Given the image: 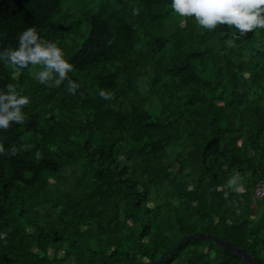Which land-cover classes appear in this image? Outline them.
I'll return each instance as SVG.
<instances>
[{
    "label": "trees",
    "instance_id": "obj_1",
    "mask_svg": "<svg viewBox=\"0 0 264 264\" xmlns=\"http://www.w3.org/2000/svg\"><path fill=\"white\" fill-rule=\"evenodd\" d=\"M171 3L0 0V51L35 26L81 85L0 61V88L30 98L0 130V264L151 262L196 232L264 264V29L208 30ZM160 264L246 263L193 239Z\"/></svg>",
    "mask_w": 264,
    "mask_h": 264
},
{
    "label": "clouds",
    "instance_id": "obj_2",
    "mask_svg": "<svg viewBox=\"0 0 264 264\" xmlns=\"http://www.w3.org/2000/svg\"><path fill=\"white\" fill-rule=\"evenodd\" d=\"M171 7L182 17H194L198 25L208 30L226 24L235 27L243 36L256 29H264V0H172ZM0 61L18 68L39 66L38 71L32 72L39 83L58 87L67 80V89L72 94L81 87L69 76L74 65L69 62L65 50L57 42L42 38L35 26L20 33L18 47L0 51ZM99 95L105 99L112 98V93L103 89ZM29 104L30 98L15 84L8 83L6 90L0 88V130L23 124L27 118L24 109ZM9 150L15 154L16 148L11 146ZM4 151L5 147L0 142V152ZM242 179L236 172L227 185L236 192H243Z\"/></svg>",
    "mask_w": 264,
    "mask_h": 264
},
{
    "label": "water",
    "instance_id": "obj_3",
    "mask_svg": "<svg viewBox=\"0 0 264 264\" xmlns=\"http://www.w3.org/2000/svg\"><path fill=\"white\" fill-rule=\"evenodd\" d=\"M193 239H204L209 240L219 246L221 249L225 250L226 252L232 254L235 257L240 258L246 264H262L258 261L255 257L251 256L250 254L246 253L244 250L236 247L231 242L217 237L213 234L206 233V232H196L186 237L181 238L177 243H175L170 249L165 251L158 259L151 261V262H141L138 264H160L167 260L174 252H176L184 243L193 240Z\"/></svg>",
    "mask_w": 264,
    "mask_h": 264
},
{
    "label": "built area",
    "instance_id": "obj_4",
    "mask_svg": "<svg viewBox=\"0 0 264 264\" xmlns=\"http://www.w3.org/2000/svg\"><path fill=\"white\" fill-rule=\"evenodd\" d=\"M255 197L263 198L264 197V180L261 181L255 189Z\"/></svg>",
    "mask_w": 264,
    "mask_h": 264
}]
</instances>
